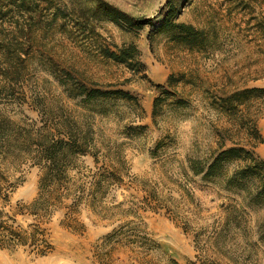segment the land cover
<instances>
[{
  "label": "rangeland",
  "instance_id": "1",
  "mask_svg": "<svg viewBox=\"0 0 264 264\" xmlns=\"http://www.w3.org/2000/svg\"><path fill=\"white\" fill-rule=\"evenodd\" d=\"M34 1L29 18L0 0V38L16 21L31 27L13 96L2 95L0 109L34 129L53 127L62 110L89 128L97 161L78 155L67 170L62 204L41 224L49 252L37 256L31 245L2 248L0 264H264V203L250 205L187 167V159L208 158L217 149L218 132L243 136L237 118L222 112L216 98L264 88V0H106L153 25L172 7L176 22L209 33L204 52L174 40L175 30L53 15L56 7L84 9L90 0ZM129 44L138 50L142 72L98 51L99 45ZM71 78L122 89L137 101L110 98L82 106L66 94ZM178 98L184 104H177ZM247 105L260 114L256 127L262 142L254 152L264 158V96ZM107 171L119 180L104 184V194L91 207L85 197L92 177ZM39 176L31 159L0 160V209L13 226L34 223L26 205L37 195ZM80 197L71 211L69 205Z\"/></svg>",
  "mask_w": 264,
  "mask_h": 264
},
{
  "label": "trees",
  "instance_id": "2",
  "mask_svg": "<svg viewBox=\"0 0 264 264\" xmlns=\"http://www.w3.org/2000/svg\"><path fill=\"white\" fill-rule=\"evenodd\" d=\"M14 6L20 16H28L37 7L34 0H5ZM46 1V0H44ZM91 5L82 8L66 7L65 11L56 7L53 15L65 18L68 14L95 20L110 21L118 26L129 29H141L148 25L154 32L175 30L172 38L186 45L189 49L204 52L211 44L209 33L202 28L175 21V11L172 7L163 14L162 21L152 24L150 18L133 17L106 0H90ZM75 17V18H76ZM31 27L20 25L17 21L9 29L5 37L0 38V97L10 94L18 79V65L25 62L29 53V33ZM93 32V31H92ZM99 53L114 62L124 64L132 72H142L144 64L139 59L135 45L108 46L99 45ZM65 77L69 73L64 72ZM182 79V77H181ZM64 84V80L61 81ZM66 94L69 98L78 99L80 105L97 103L110 98H123L136 102L135 96L122 89H103L97 85L87 86L71 78L67 84ZM264 96V88H241L216 98L219 109L229 116L237 118L238 130L243 136L233 139L218 132L217 149L208 158L187 159V167L192 175L203 182H217L227 190L241 194L250 205L264 203V158L257 156L254 148L262 142L261 134L256 127L260 114L249 110L248 102L253 98ZM177 104H184V99L178 98ZM154 112V110H153ZM226 140L230 141L225 145ZM93 137L88 127L81 122L72 120L61 110L60 119L53 127L42 125L34 129L32 125L18 122L10 118L0 109V160L11 161L31 159L40 167L38 192L36 197L26 205L27 214L33 217L34 223L22 229L9 223L6 213L0 209V249L15 245H31L35 255L43 256L49 252L43 219L54 207L62 204L65 185L68 181L67 170L72 167L73 159L78 155H91L97 161L96 151H92ZM108 175L97 173L92 177L89 191L85 198L89 206L98 203V196L104 194V184L115 182V173L107 171ZM83 192L84 188L77 191ZM3 194V193H2ZM6 196V195H4ZM79 197V196H78ZM77 199V197H76ZM71 203L69 209L74 211L77 202ZM14 222V221H13ZM264 241V233L260 235ZM170 264H180L171 260ZM187 264H196L189 261Z\"/></svg>",
  "mask_w": 264,
  "mask_h": 264
}]
</instances>
